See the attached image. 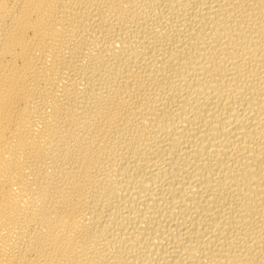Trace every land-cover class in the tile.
<instances>
[{
  "label": "bare ground",
  "instance_id": "bare-ground-1",
  "mask_svg": "<svg viewBox=\"0 0 264 264\" xmlns=\"http://www.w3.org/2000/svg\"><path fill=\"white\" fill-rule=\"evenodd\" d=\"M0 264H264V0H0Z\"/></svg>",
  "mask_w": 264,
  "mask_h": 264
}]
</instances>
